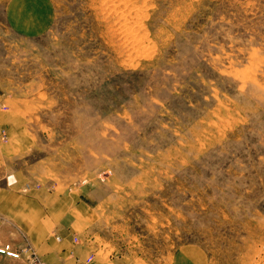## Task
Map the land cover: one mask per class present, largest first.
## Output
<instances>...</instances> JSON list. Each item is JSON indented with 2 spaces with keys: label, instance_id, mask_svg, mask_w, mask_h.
I'll return each instance as SVG.
<instances>
[{
  "label": "rangeland",
  "instance_id": "1",
  "mask_svg": "<svg viewBox=\"0 0 264 264\" xmlns=\"http://www.w3.org/2000/svg\"><path fill=\"white\" fill-rule=\"evenodd\" d=\"M48 1L26 36L0 0V105L33 143L12 168L85 191L91 263L264 264V0Z\"/></svg>",
  "mask_w": 264,
  "mask_h": 264
},
{
  "label": "crops",
  "instance_id": "2",
  "mask_svg": "<svg viewBox=\"0 0 264 264\" xmlns=\"http://www.w3.org/2000/svg\"><path fill=\"white\" fill-rule=\"evenodd\" d=\"M52 6L48 0H5L4 18L13 31L39 36L51 24ZM0 105V128L6 137L0 146V244L9 243L15 251L32 248L48 264H83L94 254L95 213L83 189L63 191L31 183L12 160L30 153V136L18 125V118ZM78 239V240H76ZM168 264H209L196 245L178 249ZM0 264H28L25 259L0 256ZM92 264H140L121 256L96 257Z\"/></svg>",
  "mask_w": 264,
  "mask_h": 264
},
{
  "label": "built area",
  "instance_id": "3",
  "mask_svg": "<svg viewBox=\"0 0 264 264\" xmlns=\"http://www.w3.org/2000/svg\"><path fill=\"white\" fill-rule=\"evenodd\" d=\"M5 137L2 134L1 140H3ZM0 256H7L13 259H21L24 258L28 264H47L44 261H42L37 253L30 247L21 250V252L15 251L11 244L5 243L0 244ZM92 256H89L83 264H92Z\"/></svg>",
  "mask_w": 264,
  "mask_h": 264
}]
</instances>
